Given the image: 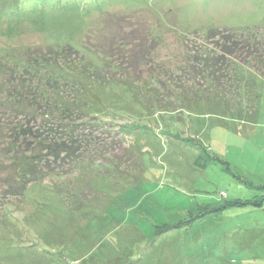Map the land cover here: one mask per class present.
Instances as JSON below:
<instances>
[{
    "label": "rangeland",
    "instance_id": "374dc122",
    "mask_svg": "<svg viewBox=\"0 0 264 264\" xmlns=\"http://www.w3.org/2000/svg\"><path fill=\"white\" fill-rule=\"evenodd\" d=\"M263 22L264 0H0L1 117L9 83L50 96L54 78L66 117L114 131L92 160L47 158L22 198L0 182V264H264V77L236 61L220 88L205 36ZM5 122L0 177L16 184L13 159L34 151Z\"/></svg>",
    "mask_w": 264,
    "mask_h": 264
},
{
    "label": "trees",
    "instance_id": "16d2710c",
    "mask_svg": "<svg viewBox=\"0 0 264 264\" xmlns=\"http://www.w3.org/2000/svg\"><path fill=\"white\" fill-rule=\"evenodd\" d=\"M10 3L15 4L17 0H10ZM10 14L20 15L19 12L15 11H11L7 15ZM205 36L207 42L211 43L213 50V53L212 51L207 52V74L215 80L216 85H219L220 88L223 86L221 85L223 77L226 76L228 79L231 76V71L234 68L232 64L236 61L239 64H250V68L264 77V22L257 29L239 32L226 28H210ZM216 49L217 53L214 52ZM74 51V54L79 52L78 50ZM67 56H71L70 52ZM80 58L82 63L85 64L84 55L80 54ZM52 61L54 64L55 60ZM62 68L63 65L58 66L60 73L72 78L74 74L70 72V67L67 66L68 70H62ZM11 83L7 85L8 94L2 100V106L8 109L2 115L3 117L0 115V123L5 124V121L11 120L10 126L6 127L17 138L21 139L19 143H25L24 146H29L30 152L34 151V154L31 157L21 155L13 159L12 164L19 172V181L16 184L11 182L8 176L0 177V182L9 187V191L4 192V194L16 197L20 195L22 198L25 189L30 184L42 181L46 176L53 174V168L47 158L52 157L60 160L54 161L55 164L62 160L64 165L71 163L76 165L77 161L89 159L88 155L85 156L88 152L92 157L90 160H92L98 153L93 154L90 148V140L96 138L94 134L96 132L110 134L111 131H114L109 129L111 124L98 122L94 117H92V121H88L83 114L80 115L79 113H76L71 119L66 117L75 113L70 102L72 98L64 101L58 97V85L54 78L48 79L45 83V86L51 88L50 96L47 88H45V91L42 90L38 93L36 87L28 84L25 90L29 94L24 97L17 92V87H9ZM44 102H53L61 108L47 110L46 107H43ZM62 110H64L65 115ZM78 126L87 128L89 133L84 134L82 127L78 128ZM63 128L67 129L64 139L60 133ZM116 134L118 133L116 132ZM15 143L16 141L8 142L6 146L10 148ZM19 147L21 145H14V148ZM2 148H5V146Z\"/></svg>",
    "mask_w": 264,
    "mask_h": 264
}]
</instances>
